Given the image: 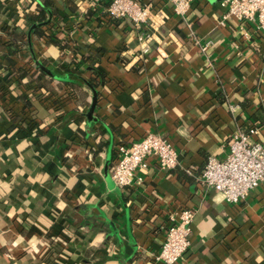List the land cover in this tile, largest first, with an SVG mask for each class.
I'll return each mask as SVG.
<instances>
[{
	"label": "crops",
	"instance_id": "0c3cea01",
	"mask_svg": "<svg viewBox=\"0 0 264 264\" xmlns=\"http://www.w3.org/2000/svg\"><path fill=\"white\" fill-rule=\"evenodd\" d=\"M55 1L73 24L64 52L31 35L28 56L0 43V264H162L169 213L184 207L195 214L175 264H264V184L228 203L200 182L238 126L264 140V33L250 26L244 42L235 19L219 24L221 0H195L186 19L140 0L167 12L143 54L108 0ZM36 3L0 0L3 41L20 43ZM150 131L176 147L177 166L150 158L140 186H116L117 144Z\"/></svg>",
	"mask_w": 264,
	"mask_h": 264
},
{
	"label": "built area",
	"instance_id": "2783aa9c",
	"mask_svg": "<svg viewBox=\"0 0 264 264\" xmlns=\"http://www.w3.org/2000/svg\"><path fill=\"white\" fill-rule=\"evenodd\" d=\"M165 1L171 14L186 19L195 0ZM220 4L224 12L219 24L235 19L244 42L249 41L254 31L264 33V0H221ZM104 12L111 19H126L132 24L143 54L149 49L153 28L167 16L165 10L154 13L151 3L140 0H108ZM250 26L253 32L248 30ZM210 43L201 44L200 50L207 53ZM258 132L256 125L238 126L227 140L223 156H207L200 171L201 184L214 188L228 203H238L252 189L264 184V140L254 138ZM115 154L110 176L120 188L140 186L150 167V158L156 160L161 170L173 169L178 164L176 147L166 137L151 131L131 143L119 142ZM194 214L192 207L169 213L164 238L155 256L157 261L175 264L188 249Z\"/></svg>",
	"mask_w": 264,
	"mask_h": 264
},
{
	"label": "trees",
	"instance_id": "16d2710c",
	"mask_svg": "<svg viewBox=\"0 0 264 264\" xmlns=\"http://www.w3.org/2000/svg\"><path fill=\"white\" fill-rule=\"evenodd\" d=\"M36 1L37 3L35 11H26L22 15L23 27L20 28L17 25L18 31L22 36V38H20V43H17V40L13 38L4 41L0 38V43L3 44L4 47L11 49L12 53H21V55L28 56L26 35L31 25L36 24V26L30 30V35L33 37H41L42 39H45L44 42L46 43L50 42L59 45L60 50L64 52L66 48V29H71L73 24L67 25L68 23H66V21H63L62 12L60 11L55 0ZM48 16L50 17V19L47 22L43 23L44 21H46ZM17 28L14 26L13 30L17 32ZM7 32L9 33L10 31ZM62 32L64 33V37H61L59 35ZM28 60L30 61L29 57ZM94 70L97 74H102L100 71H96V68H94ZM241 103L243 106L249 105V102L242 101ZM262 108V106L258 107L257 114H259Z\"/></svg>",
	"mask_w": 264,
	"mask_h": 264
},
{
	"label": "water",
	"instance_id": "95a60500",
	"mask_svg": "<svg viewBox=\"0 0 264 264\" xmlns=\"http://www.w3.org/2000/svg\"><path fill=\"white\" fill-rule=\"evenodd\" d=\"M49 20V17H48V19H46V21H44L43 23H45V22H47ZM40 24V23H39ZM36 26V24H32L31 25V27H30V29L28 30V32H27V39H28V43H29V47H30V30L33 28V27H35ZM39 65V64H38ZM40 66V65H39ZM41 68H42V66H40ZM95 101H96V90L95 89H93V98H92V107L94 106V104H95Z\"/></svg>",
	"mask_w": 264,
	"mask_h": 264
}]
</instances>
